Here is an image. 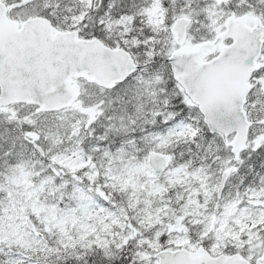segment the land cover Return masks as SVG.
I'll return each mask as SVG.
<instances>
[{"label":"snow or ice","instance_id":"snow-or-ice-1","mask_svg":"<svg viewBox=\"0 0 264 264\" xmlns=\"http://www.w3.org/2000/svg\"><path fill=\"white\" fill-rule=\"evenodd\" d=\"M0 264H264V0H0Z\"/></svg>","mask_w":264,"mask_h":264}]
</instances>
